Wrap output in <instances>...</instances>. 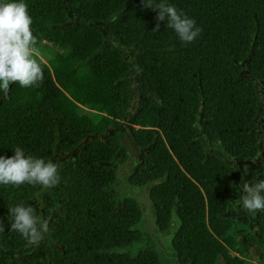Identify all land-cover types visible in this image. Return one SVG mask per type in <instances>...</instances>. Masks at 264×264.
Instances as JSON below:
<instances>
[{
	"label": "trees",
	"instance_id": "1",
	"mask_svg": "<svg viewBox=\"0 0 264 264\" xmlns=\"http://www.w3.org/2000/svg\"><path fill=\"white\" fill-rule=\"evenodd\" d=\"M167 2L195 19L198 38L181 42L167 21L156 28L158 10L141 0H25L42 79L0 91V155L16 146L48 160L79 152L58 166L49 189L0 185V264H23L15 254L34 248L9 230L7 209L21 202L54 219L53 245L34 264H162L156 249L124 251L142 239L144 213L135 196L119 205L110 190L120 139L92 138L123 122L148 149L128 183L149 191L159 231L174 227L177 262L245 264L224 216L238 172L200 135L233 158L258 154V94L248 75L264 81V0ZM71 13L83 22L69 23ZM120 46L137 49L134 63ZM134 65L141 102L133 101ZM255 221L264 236V211Z\"/></svg>",
	"mask_w": 264,
	"mask_h": 264
},
{
	"label": "clouds",
	"instance_id": "2",
	"mask_svg": "<svg viewBox=\"0 0 264 264\" xmlns=\"http://www.w3.org/2000/svg\"><path fill=\"white\" fill-rule=\"evenodd\" d=\"M141 3L146 8L158 10L156 28L160 21H167L166 28L172 29L181 42L191 43L200 35L201 28L195 19L167 0H141ZM112 19L115 20L116 16ZM31 25L32 17L25 0H0V91H7L13 83L30 87L42 79V61ZM259 155L252 160L255 161ZM57 168V163L52 160L26 154L24 148L16 146L11 156L0 155V185L16 187L29 184L48 189L60 180ZM238 190L242 194L234 201L236 208L253 214L264 211V180H258L251 186L245 181ZM7 213L9 230L19 233L28 244L38 242L48 231V220L37 214L30 204L17 203L9 207Z\"/></svg>",
	"mask_w": 264,
	"mask_h": 264
},
{
	"label": "rangeland",
	"instance_id": "3",
	"mask_svg": "<svg viewBox=\"0 0 264 264\" xmlns=\"http://www.w3.org/2000/svg\"><path fill=\"white\" fill-rule=\"evenodd\" d=\"M70 16L69 23L78 24L83 22L82 19L76 17L72 13ZM120 47L125 55H127V59L134 63L137 49ZM131 75V88L134 91L133 101L141 102L145 100L146 97L140 90L139 73L136 71L135 65L131 70ZM248 78L255 85L258 94L259 110L256 118V132L258 154L260 155L255 161L252 159L233 158L225 153L219 141H211L203 133L200 135V138L209 153H217L222 160L236 168L238 172L237 181L232 189L226 193V197L229 199V206L224 216L231 219L233 223V228L230 233L236 237L241 245L245 264H264V236L259 233L257 228L255 213L253 214L246 210H240L234 206V201L242 194V192L238 190L239 185L245 181L250 185L252 182L261 180L264 177V81L257 80L250 75H248ZM134 107L135 106H133L131 110H133ZM130 125L129 122H123V124L112 127L101 136L92 137L101 140H106L111 137L120 139L121 148L115 158L108 163V165L115 168L117 172V181L110 190L117 197L119 205L125 197L131 195L135 196L141 203L144 213L141 223L137 226L138 229L142 231V239L131 243L124 251L134 255L140 250L152 248L160 253L162 264H179L177 262L175 250H173L170 243L174 227L169 228L167 231H159L154 221L155 212L153 204L148 199L149 191L146 190V188L131 187L128 183L127 176L136 169L142 161V157L148 151V149L138 147L133 141ZM78 152L79 150H75L71 153H56L52 161L59 166L65 160L77 157ZM245 168H247L246 174ZM41 196L42 192H39V201H42ZM40 210L42 211L40 216L48 220V231L43 233L42 238L38 242L33 243L34 248L32 251L24 253L20 250L15 254V257L19 258L23 264H34L37 259L44 257L46 248L53 245L51 238L54 223L53 216L45 214V207H42ZM233 254H236V252H233ZM216 264H223L222 259L219 258Z\"/></svg>",
	"mask_w": 264,
	"mask_h": 264
}]
</instances>
